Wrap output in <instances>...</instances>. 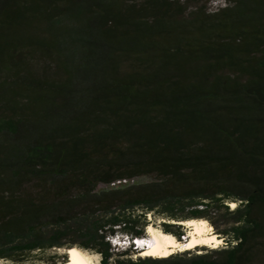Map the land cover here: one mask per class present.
I'll use <instances>...</instances> for the list:
<instances>
[{
  "label": "trees",
  "instance_id": "trees-1",
  "mask_svg": "<svg viewBox=\"0 0 264 264\" xmlns=\"http://www.w3.org/2000/svg\"><path fill=\"white\" fill-rule=\"evenodd\" d=\"M201 1L0 0V258L264 264V0ZM151 211L231 245L131 257Z\"/></svg>",
  "mask_w": 264,
  "mask_h": 264
},
{
  "label": "rangeland",
  "instance_id": "rangeland-1",
  "mask_svg": "<svg viewBox=\"0 0 264 264\" xmlns=\"http://www.w3.org/2000/svg\"><path fill=\"white\" fill-rule=\"evenodd\" d=\"M182 3H184V5L187 6V11H193L197 6H199L200 4H202V1L201 2H198V0H180ZM224 4V0H209L206 4L207 6V11H211L213 10L216 6L218 5H223ZM51 59L49 57L45 58V62H48L50 61ZM33 61L35 63H37L38 61H40V59H38V56H36ZM34 63V65H35ZM37 65V64H36ZM35 65V66H36ZM30 68L32 70H35V67L32 68V66H30ZM37 69V68H36ZM15 86H13L11 83L9 82H0V100L1 99H5V97H11V93L8 91L9 89H13ZM24 93H20L19 96L15 97V103L16 105L19 106V110H21L22 115H25V111H24V108L25 106L27 105V103H25V99H24ZM148 179V177L146 176H141V177H137V178H134V180H137V181H143V180H146ZM122 181H125V180H122ZM118 182V181H116ZM99 187L103 186L102 184L98 185ZM233 202V201H232ZM233 205H235V203H231L229 202V208H232ZM147 222H146V225H145V229L143 231V236L146 237L149 242H150V234L146 231L148 226L149 227H153L155 229H160V230H164V227L162 225L163 221H166V222H169V223H176L175 225H172L170 227L171 230H179L181 235L179 238H177L175 235V238L180 240V241H183L187 238L188 236V233H189V227L185 226L184 224H181L182 226L180 228H178L176 225L180 224L178 223L177 221H173V220H170V219H167V217L165 215H161L159 214L158 212L156 211H151V212H148L145 216ZM186 219H205L203 217H188ZM207 220V219H205ZM207 223L209 224L208 226V230L207 232H214L216 233L217 236L220 237L221 239V244L220 246L218 247H214L215 249H220V248H224V247H229L231 245V243H229L227 241V238L225 237V235L223 233H220V229H223L225 227H227V225L225 224H221L219 226V228H216L214 227L211 222L209 220H207ZM114 240V239H112ZM120 244H123L122 246L123 247H126L127 245V240L125 239L124 241L121 240L119 241ZM148 245V242L147 244ZM149 246V245H148ZM79 248V247H78ZM83 251H86L88 253H90L92 256H91V261L92 263L91 264H97L99 259H100V255L99 253L93 251V250H90V249H85V248H79ZM210 249H213V247H210L208 245H198L196 246L195 248L193 249H189L188 251L192 254H197V253H206L207 251H209ZM64 249H47V250H43V251H37L35 252V254H33L29 259L25 260V261H22V262H14V261H11V260H8V259H4V258H0V264H50L52 262V255L54 253H57L58 255L59 254H62L64 253L65 251H63ZM139 248H137L136 250H134L132 253H131V257H141V256H144V255H139ZM173 253H180V252H177L176 249H174V252ZM67 258V257H66ZM56 260V264H60V259L55 257L54 258ZM67 263V262H66ZM68 264V263H67Z\"/></svg>",
  "mask_w": 264,
  "mask_h": 264
},
{
  "label": "bare ground",
  "instance_id": "bare-ground-1",
  "mask_svg": "<svg viewBox=\"0 0 264 264\" xmlns=\"http://www.w3.org/2000/svg\"><path fill=\"white\" fill-rule=\"evenodd\" d=\"M231 203H234L231 201ZM178 223L184 224L189 227V233L185 240L180 241L175 236L167 231L155 229L153 227L147 228V232L150 234V242L148 239V245L139 249V255L150 256H166L177 251H183L187 249H193L198 245H208L210 247H218L221 244V239L214 232H207L209 224L205 219H185ZM137 247H140L143 242H138ZM68 264H91V254L79 249L77 246H71L67 252Z\"/></svg>",
  "mask_w": 264,
  "mask_h": 264
},
{
  "label": "clouds",
  "instance_id": "clouds-1",
  "mask_svg": "<svg viewBox=\"0 0 264 264\" xmlns=\"http://www.w3.org/2000/svg\"><path fill=\"white\" fill-rule=\"evenodd\" d=\"M113 239L114 240H112V242L113 243H118V244H120L119 243V241H121V240H125V237H123V238H119L118 236H114L113 237ZM147 238L146 237H133V238H131V243L132 244H136V246H133V247H135V248H141V247H143V246H146V244H147V240H146ZM127 240V239H126ZM136 240H137V242H136ZM138 242H143V244H141V246L140 247H137L138 245L137 244H139ZM128 243V242H127Z\"/></svg>",
  "mask_w": 264,
  "mask_h": 264
},
{
  "label": "water",
  "instance_id": "water-1",
  "mask_svg": "<svg viewBox=\"0 0 264 264\" xmlns=\"http://www.w3.org/2000/svg\"><path fill=\"white\" fill-rule=\"evenodd\" d=\"M68 248L67 249H64L63 251H66L67 252Z\"/></svg>",
  "mask_w": 264,
  "mask_h": 264
},
{
  "label": "snow or ice",
  "instance_id": "snow-or-ice-1",
  "mask_svg": "<svg viewBox=\"0 0 264 264\" xmlns=\"http://www.w3.org/2000/svg\"><path fill=\"white\" fill-rule=\"evenodd\" d=\"M233 207H235V205H233Z\"/></svg>",
  "mask_w": 264,
  "mask_h": 264
},
{
  "label": "built area",
  "instance_id": "built-area-1",
  "mask_svg": "<svg viewBox=\"0 0 264 264\" xmlns=\"http://www.w3.org/2000/svg\"><path fill=\"white\" fill-rule=\"evenodd\" d=\"M136 242H137V240H136Z\"/></svg>",
  "mask_w": 264,
  "mask_h": 264
}]
</instances>
